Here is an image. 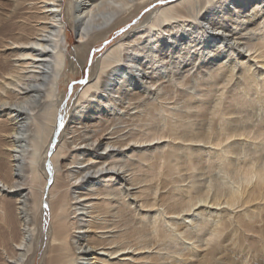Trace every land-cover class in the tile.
I'll return each instance as SVG.
<instances>
[{
  "label": "bare ground",
  "instance_id": "obj_1",
  "mask_svg": "<svg viewBox=\"0 0 264 264\" xmlns=\"http://www.w3.org/2000/svg\"><path fill=\"white\" fill-rule=\"evenodd\" d=\"M7 1L0 264H264V120L227 110L264 101V0Z\"/></svg>",
  "mask_w": 264,
  "mask_h": 264
},
{
  "label": "rangeland",
  "instance_id": "obj_2",
  "mask_svg": "<svg viewBox=\"0 0 264 264\" xmlns=\"http://www.w3.org/2000/svg\"><path fill=\"white\" fill-rule=\"evenodd\" d=\"M10 4H11V2H9L7 0H0V11H7L11 6ZM160 5H161L160 2L151 3V4L143 7L144 9L143 8L140 9L136 13V15H134L132 17L131 21H129L125 24H122L121 26L115 28L107 37L101 39L100 41H98V43L96 42L94 48H92L93 50L89 56L90 58H89L87 64L81 66L80 63H78V61H77L76 64L78 65V68L73 73H72V71H69V75L71 77H69V76L63 77L64 81H62V87H63L62 89L64 91V100H63V106L61 108V110H62L61 114L63 113L62 115L64 116V118L66 117L67 109L68 110L70 109V107H71V105L75 99V96L81 90V86H82L81 83L84 80L86 81L89 78V70H90L91 60L100 56L101 53L106 51L114 42H116V40L118 38H120L125 31L133 28L141 20H143V18L146 16V14H148L151 10L155 9L156 7H158ZM67 43H68V45H67L68 50L70 51V53L73 52L76 44L78 43V37H77L76 33L74 32V30H72L70 27L68 28V42ZM190 85H192V84H190ZM248 104L249 105L239 106L241 108L230 106V108H228L227 110L230 112H233V113L231 114V116H229V118L232 119V121L237 120V119L238 120L244 119V120H246L245 125H248V126L249 125L252 126L255 123L257 124V123L262 122L264 120V101L261 99H253ZM122 125H123V123H118L116 126H122ZM97 136H98V133L96 131H93L92 134L87 137V140L85 142L81 143L82 145L81 144H79V145H81V146H83L84 144L95 145L96 141H97L96 140ZM237 141L235 142L236 143L235 145H239L243 148L251 147V145L253 147V144L250 141L245 142V140H243V139H241L242 142L240 140H237ZM248 143H250V145ZM206 149H208V148H206ZM217 175H218L217 171L211 173L213 180H214V178L216 179V180H214L215 182H217V180L219 181V179L217 178L219 175L218 176ZM51 183H52V181H50V183L49 182L46 183V185H45L46 190L49 189ZM3 193H5V192H3ZM2 199H3V197L2 198L0 197V200H2ZM46 214H47L46 215L47 218L49 219V211H46ZM41 251H42V248H39L37 250L36 258L34 260V264L39 263Z\"/></svg>",
  "mask_w": 264,
  "mask_h": 264
}]
</instances>
